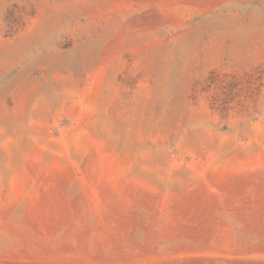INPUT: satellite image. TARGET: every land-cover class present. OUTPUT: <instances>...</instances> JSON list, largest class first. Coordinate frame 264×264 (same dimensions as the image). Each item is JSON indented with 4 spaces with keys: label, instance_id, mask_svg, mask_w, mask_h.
Masks as SVG:
<instances>
[{
    "label": "rangeland",
    "instance_id": "1",
    "mask_svg": "<svg viewBox=\"0 0 264 264\" xmlns=\"http://www.w3.org/2000/svg\"><path fill=\"white\" fill-rule=\"evenodd\" d=\"M0 264H264V0H0Z\"/></svg>",
    "mask_w": 264,
    "mask_h": 264
}]
</instances>
